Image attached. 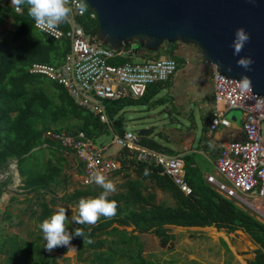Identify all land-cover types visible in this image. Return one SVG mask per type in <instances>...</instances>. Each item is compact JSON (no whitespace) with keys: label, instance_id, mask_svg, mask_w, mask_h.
Returning a JSON list of instances; mask_svg holds the SVG:
<instances>
[{"label":"trees","instance_id":"trees-1","mask_svg":"<svg viewBox=\"0 0 264 264\" xmlns=\"http://www.w3.org/2000/svg\"><path fill=\"white\" fill-rule=\"evenodd\" d=\"M90 14L86 8L73 20L89 41L95 42L96 22ZM3 18L9 19L11 30L7 33L9 39L0 36V172L10 162L14 163L19 189L25 196L30 195L24 202L34 200L32 207L25 211L29 213L28 219L37 227L33 238L28 240L15 234L0 235V264H59L57 260L67 248L57 247L55 254L48 256L44 248L46 242L39 237V224L52 215L51 207L57 203L74 205L75 215L80 199L98 197L102 189L90 185L56 198L54 190L64 188L66 176L61 158L53 159L51 155L63 149L44 139L42 133L46 130L71 135L81 132L94 142L110 134L120 136L124 132L120 111L127 105L135 104V100L102 102L106 123H100L96 117L77 108L61 86L27 72L31 64L59 66L68 52V42L64 39L54 40L34 30V21L28 15L27 6H22L18 13L9 7H0V23ZM58 28L66 30L68 25L64 23ZM177 44L163 43L155 53L139 49L132 54L133 45L128 44L118 50L125 56L112 57L107 63L116 66L132 61V58L143 60L164 56L177 65L178 59L172 54ZM159 85L147 86L143 96L136 100L152 95ZM138 146L169 155L142 134L138 135ZM126 152L120 149L117 154L120 166L125 163L134 165L141 178L147 179L151 189L160 190L171 200V204L156 202L154 194L140 181H128L124 193L108 196L110 201L117 203L114 217H101L95 225L73 222L65 225L69 232L82 228L92 241L88 243L85 240L83 243L80 237L72 239L74 264H153L142 255L143 243L139 235L155 237L158 246L163 248L173 239L166 226L213 227L228 233L240 231L255 247L254 255L247 264H264V224L207 185L190 166L191 156H181L184 179L190 188V194L183 195L151 162L135 161L134 152L128 154V160H122L120 156L125 157ZM7 183L8 178L0 182V196ZM47 195L50 196L48 201L45 200ZM13 199L11 197L9 201ZM6 210L3 218H7ZM20 224L17 222L16 225Z\"/></svg>","mask_w":264,"mask_h":264},{"label":"built area","instance_id":"built-area-1","mask_svg":"<svg viewBox=\"0 0 264 264\" xmlns=\"http://www.w3.org/2000/svg\"><path fill=\"white\" fill-rule=\"evenodd\" d=\"M80 0H69L72 9L68 28L54 31L41 30L33 23V29L54 40L68 42V52L59 66L31 64L27 72L40 75L61 86L73 104L92 116L100 123H106L104 101L124 99L136 100L143 96L149 85L166 82L176 69L175 62L167 57L128 61L120 65H110L107 60L123 57V52L91 42L81 28L74 23V16L81 15ZM13 11H15L13 7ZM94 18L91 13L89 15ZM211 68L212 109L208 130L226 128L229 122L225 113L236 110L241 116V141H225L219 146L214 162L215 176L206 175L204 181L212 186L216 193L227 200H236L238 206L249 209L264 224V213L249 203L256 201L264 209V100L243 88L242 81L226 78ZM46 140L56 143L69 152L81 166L79 185H94L93 172H100L109 178L116 172L120 163L116 158L105 154V147L86 138L81 132L74 135L46 130L42 133ZM111 145L134 152L136 161H149L159 169L161 175L170 179L183 195L190 194V188L184 179L183 160L179 156H167L151 152L138 146V137L125 131L120 136L112 135ZM223 182L225 184L222 185Z\"/></svg>","mask_w":264,"mask_h":264},{"label":"crops","instance_id":"crops-1","mask_svg":"<svg viewBox=\"0 0 264 264\" xmlns=\"http://www.w3.org/2000/svg\"><path fill=\"white\" fill-rule=\"evenodd\" d=\"M0 7L13 9L14 6L11 5V2L7 3L6 0L1 2L0 0ZM172 54L178 59L174 73L166 82L160 84L152 95L148 94L141 100H135V104L127 105L121 109L122 128L124 132H132L137 137L142 134L147 140L157 144L166 154L168 153L167 156H179L180 158L181 156H191L190 166L204 181L206 175L215 176L214 162L218 156L220 144L225 141H241L243 139L241 116L238 111L230 110L224 115L229 122L228 127L209 132V116L213 105L211 68L202 62L198 51L192 46L177 44L173 48ZM108 137H112V135L110 134ZM97 140L101 141L102 139ZM99 144L105 147V154L109 158L118 157L119 149L117 147L111 144ZM130 152L127 151L125 157L120 156L122 160H128ZM46 155L50 156L48 152ZM51 156L53 159L61 158L65 176L71 174L74 177L73 180L76 179L79 183L81 166L71 153L58 150V153L53 152ZM206 170L211 171L206 172ZM138 172L132 164L121 165L107 178L116 185V191L109 195L124 193L126 183L130 180H137L154 194L156 202H165L170 205L171 200L160 190L151 189L147 179L141 178V174ZM210 187L213 189L212 186ZM259 207L264 210L263 207ZM171 228L190 231L195 234V239L201 238L212 246V250L204 246L200 251L201 258L197 259L199 264H247L254 255L255 247L240 231L228 233L213 227L166 226V229ZM174 238L173 236L172 240ZM183 239L185 240V238ZM188 257L190 256L188 255Z\"/></svg>","mask_w":264,"mask_h":264},{"label":"water","instance_id":"water-1","mask_svg":"<svg viewBox=\"0 0 264 264\" xmlns=\"http://www.w3.org/2000/svg\"><path fill=\"white\" fill-rule=\"evenodd\" d=\"M96 22L95 41L119 50L157 52L160 45L194 47L207 66L229 79L250 81L252 93L264 100V0H83ZM250 37L233 55L236 29ZM251 58V70L237 66ZM229 69H231L229 71ZM39 237L42 241V232ZM46 242V241H45ZM55 250V249H54ZM45 251L48 256L54 254Z\"/></svg>","mask_w":264,"mask_h":264},{"label":"rangeland","instance_id":"rangeland-1","mask_svg":"<svg viewBox=\"0 0 264 264\" xmlns=\"http://www.w3.org/2000/svg\"><path fill=\"white\" fill-rule=\"evenodd\" d=\"M4 2V0H1ZM7 3L11 0H6ZM12 9V8H11ZM11 30L10 21L7 18H3L0 23V36H4L6 39H9V33ZM133 62L137 61L136 58L131 59ZM262 131L264 132V124L262 125ZM96 140L95 143L110 144L111 137L104 136ZM211 170H206L210 172ZM5 178H8V183L4 187L3 193L0 196V235L5 234H15L22 239H32L36 231L37 224H33L32 221L28 219V212L25 210L32 207L33 201L24 202L25 198H30V195H24L19 189V178L17 177L15 171V165L13 162H10L7 167L0 172V182L4 181ZM71 174H66V185L64 188H56L54 190L55 197H60L63 193H71L75 189L82 188L78 181ZM222 185L225 186L223 182L220 181ZM93 186V185H92ZM99 187L98 185H94ZM13 197V201L9 199ZM50 196H45V200L48 201ZM233 204H238L236 200H230ZM250 204L256 206L258 210L261 211V208L257 205L256 201H249ZM255 219L260 221L255 214H253L249 209L243 206H238ZM65 208L67 210L68 220L66 225L72 222L71 216L74 215L75 206L70 204L57 203L52 208L53 213L58 211L59 208ZM7 208V218H3V212ZM264 213V211H262ZM17 222H20V225H16ZM261 222V221H260ZM169 234H172L175 238L171 242L161 248L158 246L157 239L149 234L139 235L140 241L143 243V256L153 264H199L197 263L200 259V251L205 247L212 250V246L203 239H195V234L190 231H183L179 229H167ZM185 238V240L183 239ZM67 250L64 255L57 260L59 264H74L73 255L74 248L73 246L66 247ZM55 254V253H54ZM53 254V255H54ZM188 255L190 257H188ZM63 258V259H62Z\"/></svg>","mask_w":264,"mask_h":264},{"label":"clouds","instance_id":"clouds-1","mask_svg":"<svg viewBox=\"0 0 264 264\" xmlns=\"http://www.w3.org/2000/svg\"><path fill=\"white\" fill-rule=\"evenodd\" d=\"M68 4L69 0H11V5L14 6L15 11L20 12L22 6H27L28 15L34 21L35 26L49 32L56 30L61 24L69 21L72 9L68 7ZM78 7L81 12H84L87 5L83 3V0H80ZM249 39L250 37L243 28L236 29L231 45L233 55H239ZM236 63L239 67L251 70L250 66L253 61L251 58H240ZM249 84L250 81L247 78L242 80L243 88H248ZM91 181L98 185L102 192L95 198L80 199L76 214L71 216L74 224L95 225L101 217L111 219L116 215L117 203L108 199L109 194L116 191V185L100 172H93ZM68 218L67 210L61 207L39 224L43 239L46 241L44 248L47 251L51 252L57 247L71 246L74 237L82 238L83 243L85 240L88 243L92 242L82 228H75L72 232L67 231L65 225Z\"/></svg>","mask_w":264,"mask_h":264}]
</instances>
